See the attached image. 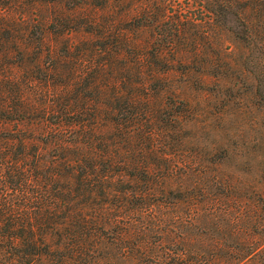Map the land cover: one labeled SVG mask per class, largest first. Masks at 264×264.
I'll list each match as a JSON object with an SVG mask.
<instances>
[{"label":"trees","instance_id":"16d2710c","mask_svg":"<svg viewBox=\"0 0 264 264\" xmlns=\"http://www.w3.org/2000/svg\"><path fill=\"white\" fill-rule=\"evenodd\" d=\"M183 1L0 0V264H264V0Z\"/></svg>","mask_w":264,"mask_h":264},{"label":"rangeland","instance_id":"374dc122","mask_svg":"<svg viewBox=\"0 0 264 264\" xmlns=\"http://www.w3.org/2000/svg\"><path fill=\"white\" fill-rule=\"evenodd\" d=\"M174 1V8L172 9L177 10V7L182 6V8H186L187 5L183 0H173ZM189 2V1H188ZM179 4V5H178ZM113 6H116L114 8L115 10L121 9L124 10L125 5H117L115 1L112 2ZM114 10V12H116ZM190 10L189 12H191ZM244 54V50L238 46V49L236 51V62L240 65L241 64V56ZM237 64V65H238ZM237 70H240V67L238 66ZM179 78V76L177 77ZM182 79V78H181ZM242 80L246 81L248 84L252 83L250 80L248 74H242L241 77ZM183 85V84H182ZM184 86V85H183ZM256 116L255 111H249L247 113L246 120L244 121L245 125H243V130L240 133V136L232 138V140L236 141L239 146L240 144H244V147H240L236 151L239 152L241 157H238L236 159H233L229 163V167L233 168L234 165H237L240 169L243 170H250L251 174L248 176L249 180H254L258 178L260 165L262 164V161L264 160V126L260 125V122L264 119L263 115ZM254 120V121H251ZM256 121L257 125L255 126L254 122ZM226 136V135H225ZM228 138L230 135H227ZM256 146V147H254Z\"/></svg>","mask_w":264,"mask_h":264}]
</instances>
